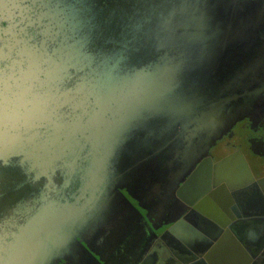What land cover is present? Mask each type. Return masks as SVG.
<instances>
[{"label": "flooded vegetation", "instance_id": "flooded-vegetation-1", "mask_svg": "<svg viewBox=\"0 0 264 264\" xmlns=\"http://www.w3.org/2000/svg\"><path fill=\"white\" fill-rule=\"evenodd\" d=\"M149 1L157 20L164 12L155 0ZM168 1L182 14L177 19L181 28L174 31L177 61L171 69L157 66L156 78L159 82L164 78L168 86L149 87L154 97L143 99L145 115L140 121L129 115L130 99H116L110 89L118 81H126V88L137 76L148 81L152 75L148 73L154 71L132 73L133 54L146 47L139 33H130L131 40L122 43L112 40L116 33L112 18L126 17L123 14L137 0H71L53 13V17L80 18L67 30L78 38L74 61L64 62L63 76H55V69L45 61L40 73L48 82L41 90L33 84L27 93L45 111L60 110L58 126L76 130L65 146L71 139L87 136L86 129L94 130L85 160L92 173L62 201L34 214L21 236L31 249L11 251L1 264L28 260L29 264H183L185 259L178 256L189 253L180 249L178 233L170 231L181 219L210 238L216 235L213 225L220 227V234L228 229L251 264H264V109L254 112L264 95L257 68L262 46L254 38L234 41L235 35L228 32L239 31L221 27V20L216 21L219 28L213 26L215 3ZM198 9L201 14L195 19ZM42 15L49 18L46 11ZM88 16L92 28L82 25ZM3 29L16 33L13 26ZM85 33L94 45L103 40L99 47L110 50L107 58L96 55L86 60V67L80 44ZM15 37L17 42L25 39ZM68 46L67 40L62 49ZM116 48L120 57L115 62ZM84 79L91 90L84 88ZM72 116L76 121L71 125ZM179 204L186 210L172 219ZM188 256L192 261L193 255Z\"/></svg>", "mask_w": 264, "mask_h": 264}, {"label": "water", "instance_id": "water-1", "mask_svg": "<svg viewBox=\"0 0 264 264\" xmlns=\"http://www.w3.org/2000/svg\"><path fill=\"white\" fill-rule=\"evenodd\" d=\"M143 1L137 0L135 4L132 2L130 9L123 14L127 15L126 17L116 18L119 16L115 15L112 18L116 19L114 24L116 33L113 41L121 43L123 39L129 41L131 40L130 33L132 35L139 33L141 41L146 43L145 48H141L136 55L133 54L135 65L131 66L133 67L132 73L138 70L144 73L154 68V71L147 72L152 74L147 77L148 81L137 76L134 81H128L126 88L124 87L126 81L123 84L118 81L115 82V86L114 84L110 86V89L117 94L116 99L125 97L127 100L130 99L129 104L133 107L131 113L126 114H129L132 120L135 118L138 121L141 115L142 118L145 115L146 103H143V99L150 100L154 97L151 94L155 91L153 92L149 87L156 84L162 87L165 84L168 86L164 78L159 82L160 80L156 78V70L157 66L171 69L174 64L176 65L177 58L174 56L173 45L176 46L177 43L175 32L181 28L177 19L182 16L181 13L175 12V7L171 6L172 3L168 0H155L157 8H161L164 12V14H158V19L155 20L156 10L152 8L153 5L147 3L151 1ZM192 1L201 5L206 0ZM215 1L207 0L210 4L215 3L216 5L213 7V11H216L213 26L219 28L220 25L216 21L221 20L223 21L221 27H233L239 31V33L228 32L230 35H235L232 38L234 41L246 43L254 38L258 45L262 46L258 55L257 68H260V82L264 84L262 81L264 75V0H217L218 4ZM68 3L71 4V0H0V62H2L0 69L3 73L2 99H0V155H2V161H0V264L6 260L11 251L24 247L28 249V242H23L21 236L35 213L57 201H62L66 195L76 191L83 180L88 178V173H92V171L89 172L85 160L89 155L87 140L94 136V130L86 129L85 135L87 136H82L76 141L71 139V144L68 147L65 146L66 138L68 136L73 138L72 135L76 130L71 127L70 131H66V128L58 126L56 120H60V110L46 109L44 106L45 111L43 106L36 103V100L34 101L27 93L33 84L36 90H41L44 88L43 84L48 82L46 81L48 78L46 79L44 74L40 73L42 67L43 70L45 69V61L50 63L51 69H55L53 71L55 76L65 75L64 62L66 60L67 64L74 61L78 38L75 32H67V30H72L80 18L70 15L63 18L53 17L55 11L59 12ZM168 4H170L169 7H166ZM6 10L9 14H6ZM44 11L49 14L48 19L42 15ZM200 14L199 9L196 10L195 19ZM90 16L84 17L83 26L92 28L93 19ZM251 17L255 19L253 27H251L253 20H247ZM242 20H244L243 23ZM10 26L14 27L15 35L25 39H19L17 42L15 35L9 34L11 31L3 29ZM127 32L129 33L126 34ZM63 35L68 36V44L71 45L65 49H62V46L67 40L63 38ZM118 37L121 39L119 40ZM81 38L80 44L83 49L85 67V61L94 59L96 55L102 58L108 57L105 54L110 50L99 47L100 43L104 42L103 40H99L100 43L94 45V39L90 34L85 33ZM213 38H215L214 34ZM13 46L15 49L12 50ZM115 52L116 62L120 57V51L116 48ZM86 73H91V71H85ZM87 84L88 82L84 79L85 89L88 88ZM88 89L91 90V88ZM22 91L26 93L23 94ZM147 91L150 95L139 97ZM133 101L135 102L132 103ZM84 107L81 111L85 110ZM75 121V116L70 117L71 125ZM49 219L55 221L53 217ZM213 226L217 229L213 233L216 237L212 236V238L184 219L170 228L171 232L178 233L177 242L182 245L179 248L189 253L188 255H196V257L192 256L191 261L190 256L180 254L179 259H185L183 264H251V257L233 237V234L228 229L220 234V227ZM197 238L200 239L197 240ZM29 249H31L30 245ZM43 249L46 251L45 247ZM26 264H29V260Z\"/></svg>", "mask_w": 264, "mask_h": 264}, {"label": "rangeland", "instance_id": "rangeland-1", "mask_svg": "<svg viewBox=\"0 0 264 264\" xmlns=\"http://www.w3.org/2000/svg\"><path fill=\"white\" fill-rule=\"evenodd\" d=\"M261 101H262L261 105L256 107V109H254V112H255V110H257L255 112V114L260 113L264 109L263 108V106H264V95H263ZM184 210H186V207L184 205H182V204L177 205L174 209V215H173L172 219H175L176 217L180 216L184 212Z\"/></svg>", "mask_w": 264, "mask_h": 264}, {"label": "snow or ice", "instance_id": "snow-or-ice-1", "mask_svg": "<svg viewBox=\"0 0 264 264\" xmlns=\"http://www.w3.org/2000/svg\"><path fill=\"white\" fill-rule=\"evenodd\" d=\"M2 64V62H0ZM2 85H3V73L2 69H0V99H2ZM0 161H2V155H0Z\"/></svg>", "mask_w": 264, "mask_h": 264}]
</instances>
